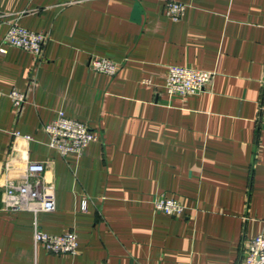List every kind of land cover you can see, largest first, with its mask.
Wrapping results in <instances>:
<instances>
[{
    "label": "crops",
    "instance_id": "crops-1",
    "mask_svg": "<svg viewBox=\"0 0 264 264\" xmlns=\"http://www.w3.org/2000/svg\"><path fill=\"white\" fill-rule=\"evenodd\" d=\"M167 1L0 0V45L9 20L49 37L41 61L0 52V264H244L264 234V0H176L178 20ZM92 56L121 66L95 72ZM173 64L215 74L204 92L171 94ZM60 111L98 135L81 154L49 145ZM29 161L47 167L53 211L4 206ZM158 195L183 213L156 210ZM36 221L76 232L77 253L36 244Z\"/></svg>",
    "mask_w": 264,
    "mask_h": 264
},
{
    "label": "built area",
    "instance_id": "built-area-1",
    "mask_svg": "<svg viewBox=\"0 0 264 264\" xmlns=\"http://www.w3.org/2000/svg\"><path fill=\"white\" fill-rule=\"evenodd\" d=\"M187 3L168 0L164 7L167 16L174 20L180 19L187 8ZM5 17L0 14V18ZM8 30L1 42L0 52H7L9 46L23 48L35 56L39 61L44 56V48L48 42V35L44 32L30 30L17 21L9 20ZM121 63L106 57L92 56L90 67L95 72L114 75ZM214 72L182 65H170L166 87L169 93L181 96L198 94L207 90L211 84ZM10 97L14 105L20 108L26 100V92L13 89ZM44 130L49 136V145L62 155L68 153L81 154L85 147L98 135L88 124L74 119L60 111L56 118L45 123ZM31 139L32 137L27 136ZM47 167L42 161H29L21 179L10 180L4 190V206L9 209H25L37 214L40 211H53L56 207V191L52 181L45 178ZM155 209L169 215L179 216L185 206L176 198L158 195L154 199ZM86 202L84 203V208ZM34 241L43 244L45 248L55 254H76L78 236L74 231L64 233H49L35 222ZM244 264H264V234L253 237L245 249Z\"/></svg>",
    "mask_w": 264,
    "mask_h": 264
}]
</instances>
